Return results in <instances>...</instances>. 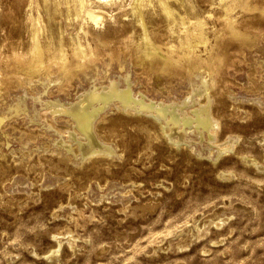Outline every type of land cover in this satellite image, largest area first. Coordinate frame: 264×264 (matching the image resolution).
I'll use <instances>...</instances> for the list:
<instances>
[{
  "label": "bare ground",
  "instance_id": "bare-ground-1",
  "mask_svg": "<svg viewBox=\"0 0 264 264\" xmlns=\"http://www.w3.org/2000/svg\"><path fill=\"white\" fill-rule=\"evenodd\" d=\"M255 47L262 58L258 61L260 64L255 62L260 68L254 66L255 68L248 70L249 78L246 76V90L251 92L260 91L264 87L255 77L256 72L264 71V0H0V112L3 113L0 115V126L6 123L8 115L13 117L30 114L38 106L52 109V114L60 113L67 117L73 123L74 131L70 135L78 143L82 155L77 162L88 164V170L74 174L80 189L87 188L88 183L95 180L99 188L104 189L106 186V193L116 186L113 180L109 182L114 174L119 173L123 178H128L137 171L131 164L128 170L117 172L113 166L122 164L116 163L113 156H118L120 160L138 162L143 156L149 158L154 153V147L162 141L169 145L171 153H175L181 147L195 145L191 132L195 133V139L210 140L216 146L215 143L220 141L219 128L223 118L230 116L232 119H240V106L230 103L233 110L229 115L225 110V98L233 91L232 85L236 81L230 79L233 75L230 70L238 72L240 63L243 64L246 60L245 53ZM112 67L119 70H112ZM97 76H100V80ZM133 77L134 82L140 83L143 91L150 92L155 99L161 101L149 100L142 90L135 91ZM37 78L41 83L38 84L39 90L32 96L29 107L25 93H20L23 95L9 103L3 100L5 105L2 104L1 99H5L14 89L17 90L25 83L27 86L36 84L34 79ZM77 79L86 81L85 84L90 86L80 87L79 96L74 101L56 104L50 97H45L44 93L61 97L63 94L71 95L77 89ZM184 81H187V91L184 93L187 96L177 103L170 101L167 94L175 85ZM98 82L106 85L100 86ZM193 92L199 98H195L196 94L193 95ZM15 93L16 91L13 94ZM111 104H116V109L126 116L108 115L104 110ZM259 107L261 111L264 109L263 104ZM41 117L48 123H54L50 112L41 113ZM26 133L32 140L39 137L37 131L29 130ZM260 140L264 141V136ZM133 142L141 146L137 148L135 158L130 156L125 159L124 153ZM117 149L119 155L115 154ZM190 149L183 157L187 162L192 155ZM228 150L204 156L205 152L201 147L196 149L197 155H203L209 160L221 158ZM68 152L74 151L70 149ZM247 156L251 159L248 160L251 166L255 165L256 170L264 172V148L259 158L253 154ZM168 160H172V157H168ZM68 161L70 160L66 157L59 156L57 161L47 162V167L52 172L64 170L73 175L67 167ZM244 161L247 162L243 159ZM5 165L0 161V182L11 178ZM38 165L43 167L44 163L39 162ZM43 171L42 169L41 173ZM221 172L216 175L219 179L232 178L227 171ZM42 175L43 173L41 179ZM69 183L71 182L66 183L63 188L69 190ZM157 205V201L149 199L135 207L131 206V214L126 213L125 208L120 207V210L124 211L126 218L132 215L134 219L139 214L143 217L147 213H153ZM91 217L90 215L89 218ZM226 220L223 213H214L195 227L196 235L188 237L189 231L188 236L171 242L170 246L174 251L186 250L194 241L197 242V239L206 235L210 225L220 226ZM60 234L58 231L53 236L49 234L55 239V244L40 256L46 260L58 261L61 242L57 241L56 236ZM74 243L70 242V247L68 246L73 252L76 251ZM104 248L105 246L100 250Z\"/></svg>",
  "mask_w": 264,
  "mask_h": 264
},
{
  "label": "rangeland",
  "instance_id": "rangeland-1",
  "mask_svg": "<svg viewBox=\"0 0 264 264\" xmlns=\"http://www.w3.org/2000/svg\"><path fill=\"white\" fill-rule=\"evenodd\" d=\"M254 50L258 49L255 47L245 53L247 63L245 64V61L242 62L243 64L240 63V69L243 70L239 69V73L230 70L233 74H229L232 76L230 79L236 81L233 80L235 82V86L232 85L233 91L228 93L227 99L225 98V110L229 115L233 110L230 103L240 106L238 113L240 119H232L230 116L223 118L219 128L220 141L215 143L216 146L210 140L207 142L195 139V133L191 132L195 145L181 147L175 150V153H171L172 149H168L169 145L162 141L154 147V153L149 158L143 156L138 162L120 160L118 156H113L116 163L122 164V166H113L117 172L128 170L131 164L137 168V171L131 173L128 178H123L119 173L114 174L109 182L113 180L116 186L113 190L107 191V194L104 192L106 186L104 189L99 188L95 180H92L95 184L90 181L87 188L80 189L74 174L88 170L86 168L88 164L77 162L82 155L78 143L70 135V132L74 131L73 123L67 117L61 116L60 113L52 114V109L39 106L31 110L30 114L13 117L8 115L6 123L0 126V154L2 152L0 161L6 164V170L11 174V180L5 179L0 182V264H264V172L260 173L256 170L255 165L251 166L248 161L251 159L247 156L253 154L259 158L264 148V141L260 140L264 136V109L262 108L261 111L259 107L260 104L264 105V87L255 92L246 90L248 70L257 66L260 68L258 61L262 55ZM251 61L252 63H248ZM114 68L112 67V70H119ZM255 74L259 80L257 82L264 84V71ZM97 79L100 80V76H97ZM114 79L118 80V78ZM37 80L34 79L36 84L31 83L27 86L25 83L19 87L21 89H14L15 94H13L15 91H11L12 93L1 101L9 103L23 95L20 93H25L29 107L32 96L39 90L37 87L41 80L38 78ZM81 80L77 79V89L72 91L71 95L63 94L62 97L56 94L50 96L44 93V95L50 97L56 104L74 101L79 96L80 87L90 86L85 84L86 81ZM132 80L135 91L142 90L140 83L134 82V77ZM243 82L245 84H242ZM186 83L187 81L173 84L175 85L173 90L167 94L171 98L170 101L177 103L187 96L184 94L187 91ZM99 85L106 84L101 82ZM142 93L146 94L149 100L161 101L155 99L148 91L142 90ZM195 94L193 92V95ZM195 98H199V95L196 94ZM1 107L0 105V111ZM116 107V104H111L106 106L104 111L111 117L126 116ZM43 112H50L54 119L53 124L41 117ZM0 115L3 113L0 112ZM28 129L37 131L39 137L32 140L26 133ZM76 134L79 135L77 132ZM112 146L115 148L114 144ZM139 146L141 144L131 143L129 150L124 153L125 159L130 156L135 158ZM199 147L205 152L204 156L216 151L229 150L221 158L213 161L202 157L203 155H197L196 149ZM74 148L76 151L73 150ZM70 149L76 153H69ZM189 149L192 155L187 162L183 157ZM115 154L119 155L118 149ZM57 156L70 160L67 162V167L73 175L64 170L50 171L47 165L53 160L57 161ZM168 157H172V160H168ZM243 159L247 162L244 163ZM39 162L44 163V166L39 167ZM42 169L45 173L42 172L41 179ZM219 171H222L221 173L227 171L232 178L219 179L216 176ZM236 173L238 176H234ZM68 182H71L69 183L71 189L66 190L63 186ZM74 193L79 196H75ZM149 199L158 202L153 213H147L143 217L139 214L134 219L132 215H128L127 218L124 216V211L131 214L132 207ZM120 207L125 210H120ZM214 213H223L227 218L225 223L220 226L210 225L206 235L197 239V242L194 241L186 250H173L170 246L171 242L186 237L185 235L190 234L188 237L196 235L195 227ZM57 231L61 233L56 236L57 241L61 242V248L58 261L54 262L55 260H46L40 255L53 247L55 239L52 236ZM71 238L75 240L72 241ZM85 239L88 241L85 242ZM70 242H75L73 244L76 248L75 252L72 248L68 249ZM104 246L106 249L100 250ZM97 250L100 252H96ZM204 250L206 252H203ZM154 251L155 253H152Z\"/></svg>",
  "mask_w": 264,
  "mask_h": 264
}]
</instances>
